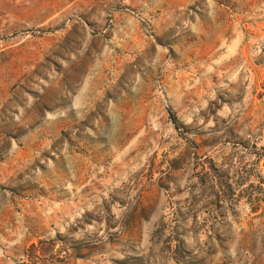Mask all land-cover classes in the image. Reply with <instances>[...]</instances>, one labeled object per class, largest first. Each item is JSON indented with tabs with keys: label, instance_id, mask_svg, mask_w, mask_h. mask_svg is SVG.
<instances>
[{
	"label": "rangeland",
	"instance_id": "1",
	"mask_svg": "<svg viewBox=\"0 0 264 264\" xmlns=\"http://www.w3.org/2000/svg\"><path fill=\"white\" fill-rule=\"evenodd\" d=\"M0 264H264V0H0Z\"/></svg>",
	"mask_w": 264,
	"mask_h": 264
},
{
	"label": "trees",
	"instance_id": "2",
	"mask_svg": "<svg viewBox=\"0 0 264 264\" xmlns=\"http://www.w3.org/2000/svg\"><path fill=\"white\" fill-rule=\"evenodd\" d=\"M173 120H174L176 128H179L180 120L177 117H175V116H173Z\"/></svg>",
	"mask_w": 264,
	"mask_h": 264
}]
</instances>
